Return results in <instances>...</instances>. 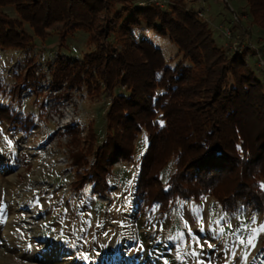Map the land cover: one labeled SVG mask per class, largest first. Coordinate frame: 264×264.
I'll list each match as a JSON object with an SVG mask.
<instances>
[{
    "label": "trees",
    "instance_id": "trees-1",
    "mask_svg": "<svg viewBox=\"0 0 264 264\" xmlns=\"http://www.w3.org/2000/svg\"><path fill=\"white\" fill-rule=\"evenodd\" d=\"M246 4L252 23L264 32V0ZM146 6L134 8L131 0H0V50L24 51L33 36L44 39L55 24L64 30L60 45L77 29L94 45L81 62L57 57L49 71V97L56 101L71 91L99 94L101 88L111 97L101 145L94 147L90 127L82 144L72 127L61 133L70 148L75 144L69 151L74 190L89 185L106 195L113 162L131 161L144 131L148 145L134 185L136 211L163 214L175 200L210 195L222 209L240 201L264 212L263 84L237 53L228 56L216 43L199 9L187 8L184 0ZM144 30L175 44L182 59L168 66L162 52L137 35ZM25 68L16 77L23 86H15L17 95L44 78L32 62ZM116 87L125 95H114ZM4 91L0 83V95ZM1 124L28 131L33 121L0 104ZM171 159L174 171L163 182L160 174Z\"/></svg>",
    "mask_w": 264,
    "mask_h": 264
},
{
    "label": "rangeland",
    "instance_id": "rangeland-1",
    "mask_svg": "<svg viewBox=\"0 0 264 264\" xmlns=\"http://www.w3.org/2000/svg\"><path fill=\"white\" fill-rule=\"evenodd\" d=\"M149 1L131 0V5L146 8L143 5ZM184 1L187 8L199 9L214 40L228 56L235 53L233 43L242 49L238 56L264 86V63L259 61V56L264 61V32L252 23L246 0ZM160 4L164 8V3ZM4 12L16 17L13 8ZM24 28L32 36V31ZM63 31L62 24H55L44 39L33 36L24 51L0 50V83L5 90L0 104L33 121L28 131L0 125V264H193L192 258L185 255L195 247L188 242L185 222L201 237V258L206 264H227L225 245L232 247L234 238L215 237L209 230L210 223L225 215L233 230L239 225L238 218L250 223L255 216L258 223L264 224V212L242 206V212L235 213L237 202L231 210L222 209L210 195L198 201L175 200L163 214L155 209L136 211L134 185L140 158L148 145L144 131L135 140L132 160L113 162L106 195L93 193L89 185L74 190L75 168L69 156L72 147L69 137L61 133L72 127L82 144L90 127L94 147L101 145L111 97L103 88L99 94L71 91L69 98L60 101L49 97V71L55 59L81 62L94 50L87 40L88 33L82 29L67 33L60 45ZM137 35L160 50L168 66L174 67L182 59L176 45L167 38L146 30ZM28 62L44 78L17 95L13 91L21 81L16 77H21ZM113 94L125 95V91L116 87ZM173 171L171 159L160 174L161 180L165 182ZM194 205L201 208L204 232L199 230ZM180 232L185 233L183 244ZM263 237L261 234L256 240L247 264H264ZM204 239L214 248L209 249ZM195 250L200 251L198 247ZM243 251V247L237 250L231 264H242Z\"/></svg>",
    "mask_w": 264,
    "mask_h": 264
},
{
    "label": "snow or ice",
    "instance_id": "snow-or-ice-1",
    "mask_svg": "<svg viewBox=\"0 0 264 264\" xmlns=\"http://www.w3.org/2000/svg\"><path fill=\"white\" fill-rule=\"evenodd\" d=\"M161 126L163 123L161 122ZM147 142V138L145 137V143ZM11 142L9 141V144ZM264 188V184L261 185ZM193 213L197 216L198 223L200 225V232H204L205 228L203 225L202 217L199 215L201 212V208L199 206L192 207ZM239 219V225L236 229H232L231 223L227 220L225 215L220 216L217 220L210 223L209 230L214 233L215 237L223 238L224 236L233 237L234 239L231 241L232 247H228L226 244V250L228 255L226 256L227 264H231V260L235 258L237 250L240 247H243L244 251L241 256L242 264H247L248 255L251 250L256 247V240L261 234H264V224H260L257 222L255 216H253L250 223L246 222L244 219ZM223 222V223H222ZM212 224L215 227H212ZM185 227L187 230L188 242L195 247L192 248L190 252H187L185 255L191 257L193 260V264H206L201 257L203 255V244L201 243V237L196 236L188 227L187 222H185ZM229 229L230 231L226 232L225 229ZM179 237L181 238L182 244L184 242L185 233L180 232ZM203 243L208 244L209 249L214 248V245L208 240L204 239ZM196 247L200 249V251H196ZM167 264V262H165ZM210 264V262H207Z\"/></svg>",
    "mask_w": 264,
    "mask_h": 264
},
{
    "label": "built area",
    "instance_id": "built-area-1",
    "mask_svg": "<svg viewBox=\"0 0 264 264\" xmlns=\"http://www.w3.org/2000/svg\"><path fill=\"white\" fill-rule=\"evenodd\" d=\"M160 2H163L164 3V5H166L167 4V2H168V0H150L149 2H147L146 4H144L143 6H145V5H147V4H155V5H157V6H159V7H161L162 6V4H160ZM232 10V9H231ZM198 15L200 16V17H202V13H198ZM224 35L226 36V37H228L229 35H230V33H229V31H226V32H224ZM232 48H233V50L235 51V53H241V48H239L238 47V45L236 44V43H233V45H232ZM259 61H260V63H264V61H262V58L259 56ZM235 213H241L242 212V205H241V202L240 201H237V207H235Z\"/></svg>",
    "mask_w": 264,
    "mask_h": 264
}]
</instances>
